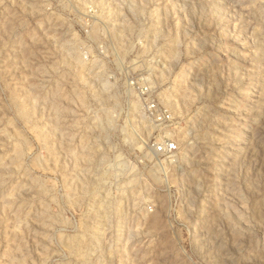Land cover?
<instances>
[{"label":"rangeland","instance_id":"obj_1","mask_svg":"<svg viewBox=\"0 0 264 264\" xmlns=\"http://www.w3.org/2000/svg\"><path fill=\"white\" fill-rule=\"evenodd\" d=\"M0 264H264V0H0Z\"/></svg>","mask_w":264,"mask_h":264},{"label":"built area","instance_id":"obj_2","mask_svg":"<svg viewBox=\"0 0 264 264\" xmlns=\"http://www.w3.org/2000/svg\"><path fill=\"white\" fill-rule=\"evenodd\" d=\"M164 147L168 150V151H172V150H174L175 149V146H174V144L173 143H166L165 145H164Z\"/></svg>","mask_w":264,"mask_h":264}]
</instances>
